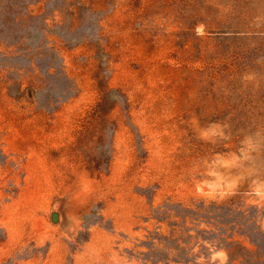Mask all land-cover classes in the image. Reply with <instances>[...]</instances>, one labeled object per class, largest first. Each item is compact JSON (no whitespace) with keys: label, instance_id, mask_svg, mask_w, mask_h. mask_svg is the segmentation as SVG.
<instances>
[{"label":"rangeland","instance_id":"rangeland-1","mask_svg":"<svg viewBox=\"0 0 264 264\" xmlns=\"http://www.w3.org/2000/svg\"><path fill=\"white\" fill-rule=\"evenodd\" d=\"M0 264H264V0H0Z\"/></svg>","mask_w":264,"mask_h":264},{"label":"water","instance_id":"water-1","mask_svg":"<svg viewBox=\"0 0 264 264\" xmlns=\"http://www.w3.org/2000/svg\"><path fill=\"white\" fill-rule=\"evenodd\" d=\"M57 217H58V216H57V213H54V214H53V219H57Z\"/></svg>","mask_w":264,"mask_h":264},{"label":"clouds","instance_id":"clouds-1","mask_svg":"<svg viewBox=\"0 0 264 264\" xmlns=\"http://www.w3.org/2000/svg\"><path fill=\"white\" fill-rule=\"evenodd\" d=\"M257 195H260V193H259V192H257Z\"/></svg>","mask_w":264,"mask_h":264}]
</instances>
